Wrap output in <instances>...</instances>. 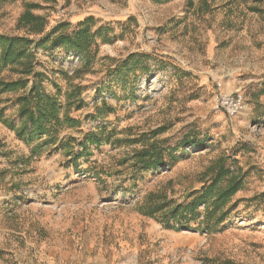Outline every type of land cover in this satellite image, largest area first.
Listing matches in <instances>:
<instances>
[{
  "label": "rangeland",
  "instance_id": "rangeland-1",
  "mask_svg": "<svg viewBox=\"0 0 264 264\" xmlns=\"http://www.w3.org/2000/svg\"><path fill=\"white\" fill-rule=\"evenodd\" d=\"M44 7L32 12L46 17L47 31L58 22L73 30L85 19L92 30L106 29L88 62L64 47L34 50L35 69L48 78L43 90L59 89L63 101L69 81L83 88L82 108L71 111L79 127L61 137L81 141L105 126L119 139L156 130L166 147L183 138L199 145L181 144L175 159L137 175L123 161L139 143L88 146L74 164L51 147L27 160L29 149L0 122V264H264V0H56ZM23 10L21 0L0 3V34H25L17 29ZM131 53L147 55L148 71L113 75ZM217 90L243 93L244 109L231 118L215 110ZM218 159L242 179L221 208L222 223L207 228L204 204L197 220L179 227L143 214L148 193L181 203L211 180Z\"/></svg>",
  "mask_w": 264,
  "mask_h": 264
},
{
  "label": "trees",
  "instance_id": "trees-1",
  "mask_svg": "<svg viewBox=\"0 0 264 264\" xmlns=\"http://www.w3.org/2000/svg\"><path fill=\"white\" fill-rule=\"evenodd\" d=\"M17 0H0V3H12ZM24 10L17 21V29L24 30L23 36L0 34V122L14 132L15 137L28 149L27 160L40 154L45 147L52 150H66L68 164H74L85 154L88 146L98 147L102 143L120 144L122 141L139 143L141 148L124 159L131 162L133 174H141L155 170L165 163V158L175 159V153L184 146L197 147L193 140L183 138L179 145L173 148L164 145L167 139L155 140L157 131L139 133L127 139L115 137L113 131L105 126H99L96 132L83 133L81 141L72 137H61L66 129L79 127L80 121L71 116V111L82 108V87L69 81L66 90L62 93L64 100L59 96L61 91L50 94L42 89V82L48 79L46 75L37 71L34 50L49 44L51 49L64 47L75 53H82L87 62L96 53V39L107 40L106 29L97 27L92 30L93 21L85 19L78 23L73 30H69L66 22H58L48 31V22L45 16L36 15L33 10L44 9V4L52 5L56 0H21ZM165 2L166 0H154ZM263 0H252L253 4H260ZM253 12H261L259 7L248 6ZM94 47V52H92ZM148 71L147 55L131 53L116 64L112 74L123 77L124 74L135 73L139 70ZM6 74V75H5ZM264 90V87H263ZM12 94L6 98L3 95ZM7 109L13 110L10 118L5 116ZM182 144V146H181ZM74 145L81 151L74 150ZM181 146V147H179ZM211 180L200 189L194 191L182 200L181 203L168 199L162 193H148L141 211L148 217L158 218L164 228L179 227L180 223L197 220L201 216L199 207L204 204V220L207 228L217 226L224 220L227 210L222 206L242 186L241 177L232 176L225 168L222 159L216 161ZM226 180L225 185H221ZM264 197V194L261 195Z\"/></svg>",
  "mask_w": 264,
  "mask_h": 264
},
{
  "label": "built area",
  "instance_id": "built-area-1",
  "mask_svg": "<svg viewBox=\"0 0 264 264\" xmlns=\"http://www.w3.org/2000/svg\"><path fill=\"white\" fill-rule=\"evenodd\" d=\"M215 110L224 112L228 117L238 115L245 107V99L240 91L225 93L217 90L212 99Z\"/></svg>",
  "mask_w": 264,
  "mask_h": 264
}]
</instances>
